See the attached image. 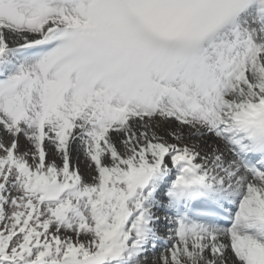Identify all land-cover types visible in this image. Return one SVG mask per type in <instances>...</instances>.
Listing matches in <instances>:
<instances>
[{"label": "snow or ice", "instance_id": "6c2138e0", "mask_svg": "<svg viewBox=\"0 0 264 264\" xmlns=\"http://www.w3.org/2000/svg\"><path fill=\"white\" fill-rule=\"evenodd\" d=\"M0 264H264V0H0Z\"/></svg>", "mask_w": 264, "mask_h": 264}]
</instances>
